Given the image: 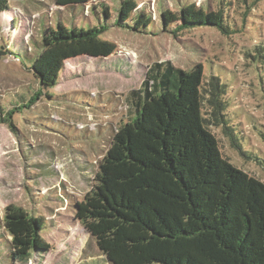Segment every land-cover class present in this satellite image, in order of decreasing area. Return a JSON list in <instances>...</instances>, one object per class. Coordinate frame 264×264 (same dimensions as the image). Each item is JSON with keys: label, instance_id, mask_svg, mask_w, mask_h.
<instances>
[{"label": "rangeland", "instance_id": "rangeland-1", "mask_svg": "<svg viewBox=\"0 0 264 264\" xmlns=\"http://www.w3.org/2000/svg\"><path fill=\"white\" fill-rule=\"evenodd\" d=\"M122 1L89 0L63 8L55 0H8L0 13V114L21 106L11 126L0 122V264H108L76 220V206L91 190L98 163L125 122L124 96L139 88L154 63L170 62L181 70L202 64L206 77L222 80L240 148L231 147L219 129L213 133L234 167L264 183V143L257 134L264 132V99L253 64L256 51L264 63V0H224L231 24L225 33L211 27L173 33L184 10L205 16L218 9L219 0H132L135 12L151 19L141 32L113 26ZM102 7L108 8L110 27L101 39L116 45L114 55L65 62L58 83L26 107L41 91L30 68L43 34L59 23L98 26L104 22ZM166 11L174 18L167 28ZM9 205L43 218L40 235L47 251L21 263L11 260V238L1 225Z\"/></svg>", "mask_w": 264, "mask_h": 264}, {"label": "trees", "instance_id": "trees-1", "mask_svg": "<svg viewBox=\"0 0 264 264\" xmlns=\"http://www.w3.org/2000/svg\"><path fill=\"white\" fill-rule=\"evenodd\" d=\"M88 2L55 0L63 8ZM7 3L0 0V13ZM228 5L219 0L218 9L205 16L184 10L173 33L190 27L231 32L224 16ZM136 6L132 0L122 1L113 26L140 32L148 28L150 16L135 12ZM102 15L104 22L98 26L68 28L59 23L43 34L42 50L30 68L41 91L26 107L58 83L65 62L114 55L116 45L101 39L110 27L108 8L102 7ZM163 18L165 28L174 23L168 11ZM256 53L255 77L264 99V63ZM123 101L125 122L75 213L108 264H264V183L224 157L212 130L219 129L231 147L240 148L222 80L206 77L202 64L181 70L170 62L154 63ZM19 109L0 114V122L11 126ZM257 134L264 143V132ZM1 225L11 238L14 263L49 248L40 235L41 217L9 205Z\"/></svg>", "mask_w": 264, "mask_h": 264}]
</instances>
